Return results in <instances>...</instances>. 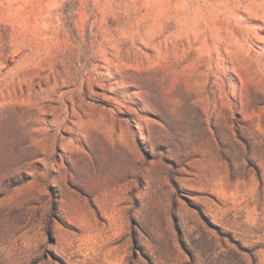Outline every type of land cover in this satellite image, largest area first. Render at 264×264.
<instances>
[{"label":"rangeland","instance_id":"obj_1","mask_svg":"<svg viewBox=\"0 0 264 264\" xmlns=\"http://www.w3.org/2000/svg\"><path fill=\"white\" fill-rule=\"evenodd\" d=\"M0 264H264V0H0Z\"/></svg>","mask_w":264,"mask_h":264}]
</instances>
